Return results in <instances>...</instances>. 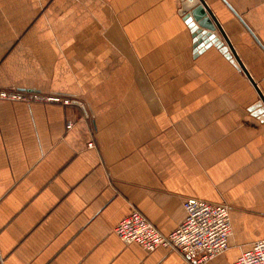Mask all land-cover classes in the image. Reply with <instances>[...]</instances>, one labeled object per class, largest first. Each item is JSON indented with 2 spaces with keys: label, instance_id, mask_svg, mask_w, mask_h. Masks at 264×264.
Instances as JSON below:
<instances>
[{
  "label": "crops",
  "instance_id": "obj_1",
  "mask_svg": "<svg viewBox=\"0 0 264 264\" xmlns=\"http://www.w3.org/2000/svg\"><path fill=\"white\" fill-rule=\"evenodd\" d=\"M225 1L255 37L206 0L264 95V0ZM180 8L0 0V90L73 100H0V264H191L115 233L137 210L170 235L189 198L230 209V248L205 264L264 240L259 95L215 47L194 56Z\"/></svg>",
  "mask_w": 264,
  "mask_h": 264
},
{
  "label": "built area",
  "instance_id": "obj_2",
  "mask_svg": "<svg viewBox=\"0 0 264 264\" xmlns=\"http://www.w3.org/2000/svg\"><path fill=\"white\" fill-rule=\"evenodd\" d=\"M0 100L28 104L46 103L70 106L73 100L17 90H0ZM72 124L68 125L71 128ZM94 147V144H89ZM186 218L170 235H163L139 211L132 210L115 228L116 235L126 244H138L147 252L163 247L177 251L191 264H205L230 248L232 235L230 209L196 198L184 202ZM234 264H264V240L256 242L241 254Z\"/></svg>",
  "mask_w": 264,
  "mask_h": 264
},
{
  "label": "water",
  "instance_id": "obj_3",
  "mask_svg": "<svg viewBox=\"0 0 264 264\" xmlns=\"http://www.w3.org/2000/svg\"><path fill=\"white\" fill-rule=\"evenodd\" d=\"M223 1L226 3L225 0ZM227 6L254 36L242 18L228 4ZM179 15L192 33L195 57L200 56L211 47H215L226 54V57L237 64L240 71L244 72L260 98V102L251 109V112L256 117L261 116L264 122V95L239 58L228 35L206 0H181Z\"/></svg>",
  "mask_w": 264,
  "mask_h": 264
}]
</instances>
